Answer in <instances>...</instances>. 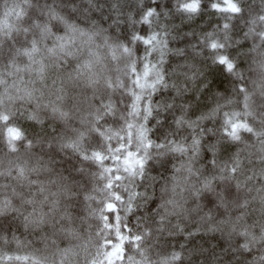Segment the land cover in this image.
Instances as JSON below:
<instances>
[{"label": "clouds", "instance_id": "9594fccd", "mask_svg": "<svg viewBox=\"0 0 264 264\" xmlns=\"http://www.w3.org/2000/svg\"><path fill=\"white\" fill-rule=\"evenodd\" d=\"M47 2L49 0H29L31 9H35L37 15L40 14L38 6ZM56 2L59 3L60 0ZM180 2L181 0H171L173 7L165 23L175 25L171 30L176 39L170 40V46L183 48L184 54L176 56L170 53L168 62L163 67L169 85L175 81L181 95L177 96L176 90L170 86L167 90L161 89L153 98L156 103L171 97H175V101L173 109H166L159 114V117L156 115L152 117L148 124L149 137L157 143L169 139L179 141L184 138L190 144L191 130L186 127L177 129L174 123L175 115L180 114L186 107L188 117L196 119L202 114L209 113L217 102L224 104L229 98L233 102L225 104L214 117L209 116L199 122L197 127L202 128L203 133L201 135L197 132V135H201V146L195 158H192L191 152L185 155L169 152L167 156H161L153 147L148 154L143 179L129 177L123 170L120 171L119 174L124 177V180L116 186L114 191L120 192L125 205L128 202V192L124 191L126 186L129 191L134 189L143 194L135 201L136 207L131 213H125L124 205L120 206L121 227L130 229V232L125 231V235L130 236L143 235L145 230L151 232L150 236L144 237L141 245L142 249L146 250L148 264H160L161 256H168L173 252L180 254L176 264H261V257H264V241L258 240L248 251H244L239 247L242 238L235 233L230 234L228 226L221 225L220 221L226 219L229 214L235 218L242 213H247V224L254 226L250 227L251 231H255L259 236L264 229V203L260 199L264 192L258 195L257 191L264 189V153L259 151L260 140L256 136L240 132V140L233 142L223 134L226 127L225 113L231 116L233 110L240 111L241 119H247L257 131L264 129V97L257 95L253 108L254 115L244 116L240 94L235 90L238 87L236 77L213 62V53L199 43V38L204 32H215L225 45L222 54L229 56L235 62L236 71L244 74L243 83L247 85L249 92H253V81L257 78V63L262 59L261 53H264V40L260 38L264 33V20L261 19L264 17V0H235L240 9L238 15L214 12L210 5L222 4V0H200L202 4L200 14L190 19L176 11L175 6ZM155 3L166 4L168 0H155ZM24 4L25 0H0V18L5 17L9 9ZM63 4L67 5L68 12L71 11L73 4L79 8L77 22L82 27L92 28L96 25L105 30V35L113 39H122L126 32L139 31L143 27L129 23V13L133 19H138L141 6H154V0H63ZM114 4L120 9L118 25L114 23L117 19L113 10ZM90 5L94 6L90 7ZM31 9L26 8V12ZM8 19L19 31L13 32L11 38L7 29L0 33V78L3 80V83H0V96L3 97L0 114H7L10 117L8 123L0 121V172L5 173L0 175V185L9 184L16 187L18 191H23L25 195H29L32 189L26 184L21 188V181L5 172L9 161L26 159L30 163L39 162L41 166L47 163L50 171H41L39 175H33L32 179L47 183L61 182L63 177H68L73 184V191L81 195L64 203L72 206L75 216H84L86 213L82 193L91 190L93 176L97 185H103V181L99 179L100 169L95 164L89 163L85 166L87 173H80L78 169L82 165L76 155L68 150H61L57 145V138L61 135H71L73 127H86L89 132L87 138L89 150L103 151L107 157L106 166L119 167L114 165L111 157L125 155L127 147L123 152H117V149L129 143L126 134L122 133L123 139L117 137L111 139L112 151L109 152L108 145L98 142L91 132V117L88 116L87 125L82 124V119L98 106L101 97L110 98L116 105V113L114 116L106 117L99 126L102 129H123L124 121L120 119V116L126 115L128 98L122 89L111 91L105 88L103 81L94 92L83 79L69 80V74L74 72L75 65L87 58V49L79 51L73 58H68L67 62L64 59H47L49 68L43 81L37 79L27 69L17 72L15 68L9 67V61L13 59L21 66L26 63L23 58L15 57L16 48L25 42L23 29H30L29 36H38V34L31 28L32 16L28 15L19 20L14 17H8ZM225 24L229 25L228 29L224 28ZM225 36L228 37L227 40ZM97 43L102 44V39L98 38ZM193 45H195V51ZM197 52L199 55L196 54ZM136 55H143V50L141 49ZM129 61L130 57H122L118 70L117 65L110 59L107 60L106 75L111 76L113 82L120 77L127 86L125 65ZM188 64L193 65V68L184 66ZM195 68L200 70L195 80L183 75V73H192ZM25 88L32 90L31 98L24 94ZM61 88L64 90L62 106L70 113L67 123L56 118L46 106L49 102L56 100L60 94L58 89ZM36 111L41 117L40 123L28 118L29 113ZM157 119L166 121L167 126L161 127L156 123ZM137 123H142V119ZM9 126L18 127L23 133V139L16 144V152L9 150L6 136ZM29 142L32 145L30 150L25 147ZM210 146H214V151L210 150ZM131 150L139 151L141 156L145 151L135 137L131 140ZM237 154L242 161V165L237 170V179L241 181L239 189H236L235 180L227 178L226 171L221 172V169H227L232 165L233 158ZM213 159L215 164L212 163ZM189 164L193 174L187 177L182 190L178 188L174 194L170 190L171 177L187 176L182 165L187 167ZM178 168L181 169L179 173L175 171ZM221 175H224L225 179H220ZM248 177L252 179L245 184L244 181ZM206 179H213V188L211 191H200L197 197L194 193L202 188ZM229 184L233 188L231 199L235 200L237 205L229 204L228 209H225L218 205L217 197ZM50 186L52 191L56 190L55 183ZM166 187L168 190H165ZM171 199L179 202L180 207L173 209L172 205L167 203ZM245 199L249 200L250 204L247 209H242L238 205ZM92 203L94 207L100 206L95 201ZM209 213L211 220L206 218ZM161 216L165 217V225L163 230H158ZM16 222L19 224V220ZM76 222L80 224L79 220ZM178 223L184 227L183 233L176 230L175 226ZM89 225H91L93 238L98 241L99 238L95 237V232L100 227V222L94 218L90 219L87 224L81 225V231L87 234ZM191 232L197 234L189 236ZM17 234L23 238L22 226ZM28 238L36 244L39 233L28 234ZM126 256L143 259L135 245H129ZM80 264H84V261L81 260ZM124 264H128L127 259Z\"/></svg>", "mask_w": 264, "mask_h": 264}, {"label": "snow or ice", "instance_id": "6c2138e0", "mask_svg": "<svg viewBox=\"0 0 264 264\" xmlns=\"http://www.w3.org/2000/svg\"><path fill=\"white\" fill-rule=\"evenodd\" d=\"M94 5H90L93 7ZM211 9L214 12L228 13L238 15L239 7L235 0H222V4L212 3ZM40 8V14L37 15L35 9H31L29 0H25L24 5H18L11 8L5 17L0 18V33L5 29L8 31L9 38L13 32L19 29L11 23L8 17L22 19L25 16H32L31 28L35 30L37 35L29 36L30 29L24 28L25 42L15 50V57L23 58L26 63L21 66L16 60L9 61V67L15 68L17 72L27 69L33 73L37 79L43 81L46 78L49 65L46 60L49 58L67 62L68 58H73L83 49H87V58L75 65L73 73L69 74V80L83 79L87 85L95 92L97 86L103 81L105 88L116 91L124 90L125 96L128 98L126 115L121 114L120 119L124 121L123 129H102L99 124L106 117L114 116L116 113V105L108 98H100L98 106L94 108L87 116L82 119V124L89 123L88 116L91 117V132L94 134L98 142L108 145V151L111 152V139L113 137L123 139L122 133L126 134L129 143L121 145L117 152L127 151L123 157L113 155L111 159L116 166H106L107 157L100 150H89L87 138L89 132L86 127L71 128V135H61L57 138V145L61 150H68L74 153L81 163L78 169L80 173H87L85 167L89 163L95 164L99 169V179L103 181V185H97L95 176L90 191H84V211L86 215L75 216L70 204L64 201L73 200L81 193L73 191V184L68 177H63L61 182L50 181L44 182L33 180V175H39L41 171H50L47 163L43 166L39 162L30 163L28 160L9 161V166L5 172L9 176L21 181L20 187L25 184L32 189L29 195H25L23 191H18L16 187L9 184L0 185V264H80L83 260L84 264H124L127 259L128 264H148L146 250L141 245L145 236H150L151 232L145 230L143 235H125V231H129L126 227H121V205H124L123 211L131 213L135 207V201L143 194L136 192L134 189L129 191L128 187L124 188L128 192V202L125 205L124 198L119 191H114L124 177L119 173L123 170L129 177L144 178L145 168L148 154L155 147L161 156H167L169 152L178 155L192 153V158L199 154L201 146V135L203 129H198L197 125L203 119L209 116L214 117L225 104L233 101L227 99L224 104L217 102L215 107L209 112L200 115L196 119H191L187 115V108L174 117V123L177 129L188 128L191 130V143H187L184 138L179 141L169 139L161 142H154L148 135L152 117L162 111L173 109L175 97L161 100L160 103L154 101V97L161 89L167 90L170 86L176 90V95H181L175 81L169 85L167 76L165 75L164 65L168 62L169 54L182 56L184 49L180 47H171L170 40H175L172 30L175 25L165 23L169 19L170 10L173 5L171 0L166 4L155 3L153 5H142L138 13V19H133L129 13V23L142 25L139 31L133 30L126 32L122 39H113L104 34V29L93 25L92 28L82 27L77 22L79 8L74 4L71 11H66L67 5L63 4V0L59 3L56 0H49ZM176 11L182 16L191 18L200 14L202 4L200 0H181L176 6ZM26 8L31 11L26 12ZM117 19L114 21L117 25L120 23V9L117 5H113ZM264 20V17H261ZM229 25L225 24L224 28L228 29ZM102 39V44L97 43V39ZM264 40V33L260 37ZM228 37L225 36V40ZM199 43L205 46L213 53V62L222 66L226 71L236 77L238 87L235 90L240 94V102L244 109L243 115L251 117L254 115L253 108L255 106L257 95L264 97V53H261L262 59L257 63V78L253 81V92H249L244 80V74L237 72V65L227 55L222 54L225 47L215 32H204ZM195 51V45L192 46ZM143 55L137 56L140 50ZM255 50V49H253ZM46 53V55L44 54ZM199 55V52L196 53ZM122 57H130V61L125 65L127 71L128 84L125 85L124 80L120 77L113 82L111 76L106 75L107 60L117 65L119 70V61ZM193 68V65H184ZM200 74L199 68H195L192 73H183L189 79L195 80ZM0 83H3L0 78ZM24 94L31 98L32 90L23 89ZM63 89H58L60 93L55 101L49 102L47 107L50 108L53 115L59 120L67 123L70 119V113L62 106L64 99ZM11 99V97H9ZM3 103V97L0 96V104ZM225 125L223 134L233 142L240 140V132H246L249 136H256L260 140L261 147L259 151L264 153V129L257 131L254 129L247 119H241V112L233 110L231 116L225 113ZM28 118L34 122L40 123L41 117L39 112H31ZM142 119V123H137ZM0 121L8 123L10 117L7 114H0ZM161 127H166V121L156 120ZM199 132L201 135H197ZM162 135H164L162 133ZM8 146L11 152H16L17 142L23 139L22 131L15 126H9L6 130ZM133 137L144 148V155L141 156L139 151L131 150V140ZM51 146V145H50ZM27 149H31V143L25 145ZM210 150L214 151V146H210ZM215 164V159L212 160ZM242 165V161L237 154L233 158V163L226 171L229 180H235L236 189L241 187V181L237 179V170ZM74 167V166H73ZM187 176L174 175L171 177L172 183L170 190L175 194L177 189L182 190V185L186 183L187 177L191 176L192 168L190 164L187 167L182 165ZM177 173L180 168L175 170ZM5 174L0 172V175ZM225 179L224 175L219 177ZM252 177H248L244 183ZM57 185L56 190H51V184ZM35 186V187H33ZM213 188V179H206L202 188L194 194L199 197L200 191H211ZM165 190H168L167 187ZM258 195L264 192L259 189ZM232 185H227L225 191L218 195L217 203L220 207L228 209L229 204L236 206L237 202L232 200ZM261 202L264 203V195L260 196ZM93 201L100 205L93 206ZM211 203V201H209ZM167 203L172 205L173 209L179 208L180 204L174 199L168 200ZM63 204V209H62ZM249 200L245 199L239 202V207L247 209ZM163 207V205H162ZM58 214V216H57ZM247 213L233 218L230 214L226 219L221 220V225H227L229 232L237 234L242 238L239 247L244 251H248L258 240L264 241V229L261 230L259 236L255 231H251L246 222ZM97 219L100 227L93 233L91 225L88 226L87 234L81 231V225L87 224L90 219ZM207 219L211 220V214H207ZM19 220V224H17ZM79 220L80 224L76 221ZM165 225V217H160V228L163 230ZM23 227V238L17 233L20 227ZM180 233L184 232V227L179 223L175 226ZM215 230V228H213ZM39 233V239L36 244L32 239L28 238V234ZM196 232H191L189 236H195ZM37 244L39 246H37ZM129 245H135L136 250L143 259L126 256ZM183 247V245H181ZM180 259V254L173 252L168 256H161L160 264H176ZM261 264H264V257H261Z\"/></svg>", "mask_w": 264, "mask_h": 264}, {"label": "trees", "instance_id": "16d2710c", "mask_svg": "<svg viewBox=\"0 0 264 264\" xmlns=\"http://www.w3.org/2000/svg\"><path fill=\"white\" fill-rule=\"evenodd\" d=\"M81 199H82V197H81ZM77 211H79V209H77Z\"/></svg>", "mask_w": 264, "mask_h": 264}]
</instances>
